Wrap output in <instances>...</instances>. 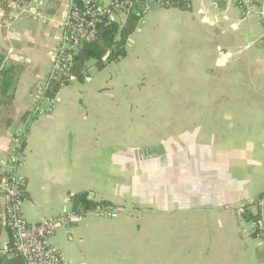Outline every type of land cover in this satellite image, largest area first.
<instances>
[{"label":"crops","instance_id":"0c3cea01","mask_svg":"<svg viewBox=\"0 0 264 264\" xmlns=\"http://www.w3.org/2000/svg\"><path fill=\"white\" fill-rule=\"evenodd\" d=\"M235 1L150 11L124 59L91 68L50 113L24 120L63 7L52 4L47 25L9 27L0 10L3 64L24 67L7 114L25 123V220L63 217L78 193L119 211L56 225L49 244L66 264H264L250 225L264 190L263 25ZM0 126L1 159L14 131ZM4 206L0 194V220Z\"/></svg>","mask_w":264,"mask_h":264},{"label":"built area","instance_id":"2783aa9c","mask_svg":"<svg viewBox=\"0 0 264 264\" xmlns=\"http://www.w3.org/2000/svg\"><path fill=\"white\" fill-rule=\"evenodd\" d=\"M225 1V0H223ZM59 3L63 9L58 22L59 37L53 50L50 67L45 79L35 85L31 97L33 105L27 110L26 119H33L50 113L53 102L43 100L47 108L34 106L43 93L48 81L59 79L68 73L72 59L84 43L91 42L97 34V23L107 21L117 25L125 23L129 15L142 18L154 9H178L188 11L190 0H4L7 11H1L6 26L20 20L30 19L41 25L54 21L50 13L51 5ZM237 7L254 13L263 25L262 43L264 45V0L234 2ZM8 51L5 59L13 57ZM42 102V101H41ZM25 123H18L10 140L8 155L0 159V194L5 206L1 218L3 228L15 250L26 264H66L60 253L50 246L49 239L60 222L76 224L88 216L100 219H115L118 209L95 204L93 209L70 211L61 218H50L39 223H28L22 211L26 200V182L20 169L24 164ZM255 212L250 221L251 234L261 243L264 250V190L254 205ZM244 209H236L238 217L244 215ZM7 251V242L0 246V252Z\"/></svg>","mask_w":264,"mask_h":264},{"label":"trees","instance_id":"16d2710c","mask_svg":"<svg viewBox=\"0 0 264 264\" xmlns=\"http://www.w3.org/2000/svg\"><path fill=\"white\" fill-rule=\"evenodd\" d=\"M0 10L7 11L4 0H0ZM140 18L129 15L125 23L117 25L105 20L97 23V34L93 41L84 43L77 55L72 59L68 73L59 79L50 80L43 88L42 96L34 106H38L41 101L53 102L59 91L72 82L79 84L89 76V70L95 68L101 71L108 64L118 62L126 57V44L129 37L135 32ZM4 56L0 55V122L6 128L14 126L15 119L7 113L14 101V91L18 84V78L24 71L22 65H4ZM26 112L22 119L27 117ZM72 209L74 211L89 210L95 207L87 193H78L71 197ZM104 207L109 205L103 204ZM3 225L0 220V236ZM0 264H26L22 256L15 250L9 237L7 240V251L0 252Z\"/></svg>","mask_w":264,"mask_h":264},{"label":"rangeland","instance_id":"374dc122","mask_svg":"<svg viewBox=\"0 0 264 264\" xmlns=\"http://www.w3.org/2000/svg\"><path fill=\"white\" fill-rule=\"evenodd\" d=\"M54 5H51L50 7H53ZM62 5H60L59 7H61ZM26 19V21H31L30 19H27V18H25ZM36 23H38V22H36ZM141 25V24H140ZM73 83V82H72ZM71 83V84H72ZM33 100H34V98H32V97H30V103L31 102H33ZM40 105H41V107H42V105L44 106H46L47 107V103L45 102V101H42V102H40ZM0 127H2V126H0Z\"/></svg>","mask_w":264,"mask_h":264},{"label":"water","instance_id":"95a60500","mask_svg":"<svg viewBox=\"0 0 264 264\" xmlns=\"http://www.w3.org/2000/svg\"><path fill=\"white\" fill-rule=\"evenodd\" d=\"M19 121H20V119L17 120V121H15V124H14V126L12 128V131L15 130V128H16L17 124L19 123ZM149 153H150L149 151H144L143 154H142V156H144V157H146L147 155L149 156Z\"/></svg>","mask_w":264,"mask_h":264}]
</instances>
